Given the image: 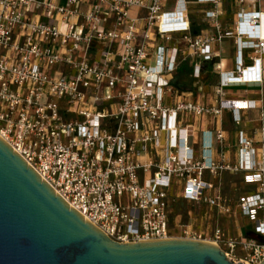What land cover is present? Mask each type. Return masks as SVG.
Returning <instances> with one entry per match:
<instances>
[{
  "label": "built area",
  "instance_id": "built-area-1",
  "mask_svg": "<svg viewBox=\"0 0 264 264\" xmlns=\"http://www.w3.org/2000/svg\"><path fill=\"white\" fill-rule=\"evenodd\" d=\"M235 31V68L219 72L217 98L230 85L260 80V59L244 66L241 49L264 53V12L238 11ZM221 36L192 34L185 0L171 7L168 0H0V137L116 242L194 239L235 263L259 264L264 140L256 145L238 127L230 157L219 125L229 110L239 126L240 110L255 104H206L171 83L186 56L211 60ZM199 73L195 64L192 75ZM187 116L210 126L198 151L190 140L199 130ZM224 174L240 175L251 189L226 194ZM179 201L188 207L176 213ZM217 216L245 219L262 240L232 235Z\"/></svg>",
  "mask_w": 264,
  "mask_h": 264
},
{
  "label": "water",
  "instance_id": "water-1",
  "mask_svg": "<svg viewBox=\"0 0 264 264\" xmlns=\"http://www.w3.org/2000/svg\"><path fill=\"white\" fill-rule=\"evenodd\" d=\"M247 235L262 240L253 231ZM0 264L242 263L200 240H112L71 208L0 137Z\"/></svg>",
  "mask_w": 264,
  "mask_h": 264
},
{
  "label": "crops",
  "instance_id": "crops-1",
  "mask_svg": "<svg viewBox=\"0 0 264 264\" xmlns=\"http://www.w3.org/2000/svg\"><path fill=\"white\" fill-rule=\"evenodd\" d=\"M185 1L192 34L195 35L202 32L204 34L215 35L217 32H220L222 36L219 40L211 44L213 53L211 60L202 61L198 56H186L185 59L181 61H187L189 66H191L188 75L191 82L190 88L182 92L189 94L190 98L194 101H202L212 105L218 104L220 101H226L228 104L237 105V102L240 100L253 101L255 104L254 108L240 110L241 122L239 126L234 124L232 113L229 110H224L223 112L219 125L225 131V136L229 145L226 154L232 157L235 133L238 127L246 131L249 136L253 137L256 145H260L261 141L264 140V53L256 54L251 49H241L244 58V66L253 65L252 58L250 57L260 59L258 65L260 67L259 81L230 85L224 89V94L220 98L214 95V88L219 84V72L227 73L235 68L237 51L235 26L237 22V12L240 10H243V12H264V0H217L216 3L210 0ZM174 2L175 0H168L169 6L171 7ZM208 11L215 12V17H207L206 13ZM192 22L199 28L198 30H193ZM258 29L260 31V29H263V26H259ZM227 32L231 34H226ZM215 63L219 64L220 71L213 68V64ZM195 64L200 65V73L197 78L192 75ZM256 68L258 69L257 66ZM187 119L199 130L196 138L190 140L195 150L198 151L199 145L197 139L201 134V130L207 127L210 128V126L206 124L204 120L192 118L191 116H187ZM227 176L229 177L232 175L224 174L222 176V188L226 194H231L226 191L228 187L226 183ZM235 176L241 177L240 175ZM234 187H237V185L235 186V184L232 183L229 184L230 192H233V189L236 190ZM249 188L251 189V187H248L247 190H249ZM179 202L183 204L182 206L184 208L182 212H184L188 206L186 207L183 201Z\"/></svg>",
  "mask_w": 264,
  "mask_h": 264
},
{
  "label": "rangeland",
  "instance_id": "rangeland-1",
  "mask_svg": "<svg viewBox=\"0 0 264 264\" xmlns=\"http://www.w3.org/2000/svg\"><path fill=\"white\" fill-rule=\"evenodd\" d=\"M234 176L235 175H232V176H229V177L227 176V178H226V183L228 184V187L226 188L227 193L234 194V191L235 192L236 191H239V192L246 191L245 189L248 188V187H246V185L242 181L241 177H239V176H235L234 177ZM230 183L235 184V186L237 185V187H234L236 190L233 189V192H230V189H229V184ZM185 206L187 207V203H185ZM182 208H184V207H182ZM171 216L173 217V214ZM187 220H188V218L185 215H183L181 221L182 222H187ZM215 221H217V223L222 225V227L224 229L229 230L232 235L240 233L242 235V237H247L248 236L247 234H248L250 229H249L248 223L243 218H238L237 222H234L232 219H230L228 217H218L217 216V217H215ZM173 235L175 237H178L179 236L178 231L174 230L173 231Z\"/></svg>",
  "mask_w": 264,
  "mask_h": 264
},
{
  "label": "trees",
  "instance_id": "trees-1",
  "mask_svg": "<svg viewBox=\"0 0 264 264\" xmlns=\"http://www.w3.org/2000/svg\"><path fill=\"white\" fill-rule=\"evenodd\" d=\"M192 28L193 30H198L199 28L196 27V25L192 22ZM191 70V66H189L187 61L181 62L174 73L173 79H172V85L179 91L182 92L188 88H190V80H189V73ZM183 204L181 202H178L174 205V211L180 212L182 211Z\"/></svg>",
  "mask_w": 264,
  "mask_h": 264
}]
</instances>
